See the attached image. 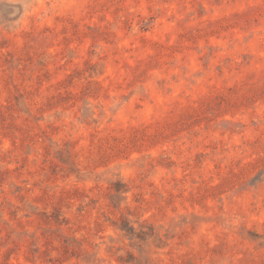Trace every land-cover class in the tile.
<instances>
[{"label": "rangeland", "instance_id": "rangeland-1", "mask_svg": "<svg viewBox=\"0 0 264 264\" xmlns=\"http://www.w3.org/2000/svg\"><path fill=\"white\" fill-rule=\"evenodd\" d=\"M0 264H264V0H0Z\"/></svg>", "mask_w": 264, "mask_h": 264}]
</instances>
